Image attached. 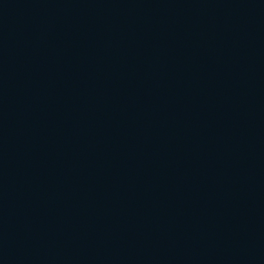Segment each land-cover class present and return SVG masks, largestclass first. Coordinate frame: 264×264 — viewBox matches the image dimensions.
Here are the masks:
<instances>
[{
  "label": "water",
  "instance_id": "water-1",
  "mask_svg": "<svg viewBox=\"0 0 264 264\" xmlns=\"http://www.w3.org/2000/svg\"><path fill=\"white\" fill-rule=\"evenodd\" d=\"M0 264H264V0H0Z\"/></svg>",
  "mask_w": 264,
  "mask_h": 264
}]
</instances>
